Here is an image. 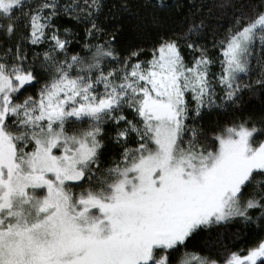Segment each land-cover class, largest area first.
Returning a JSON list of instances; mask_svg holds the SVG:
<instances>
[{"label": "snow or ice", "instance_id": "6c2138e0", "mask_svg": "<svg viewBox=\"0 0 264 264\" xmlns=\"http://www.w3.org/2000/svg\"><path fill=\"white\" fill-rule=\"evenodd\" d=\"M0 264H264V0H0Z\"/></svg>", "mask_w": 264, "mask_h": 264}]
</instances>
